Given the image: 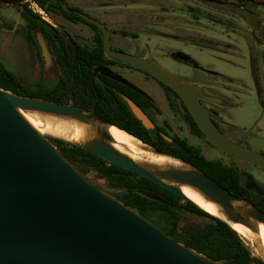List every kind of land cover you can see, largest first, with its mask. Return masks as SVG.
Wrapping results in <instances>:
<instances>
[{"label":"water","instance_id":"obj_1","mask_svg":"<svg viewBox=\"0 0 264 264\" xmlns=\"http://www.w3.org/2000/svg\"><path fill=\"white\" fill-rule=\"evenodd\" d=\"M26 1L31 0H0L6 5ZM245 1L264 5V0ZM64 9L99 26L104 33V50L109 58L144 70L175 90L212 145L233 158L264 169V137L252 135L250 147L233 142L219 130L211 119L210 110L201 102L204 99L226 106L225 98L208 93L199 84L181 80L154 61L114 50L111 31L104 24L67 6ZM35 38L47 71L55 65L53 54L42 32ZM96 72L143 92L111 70L103 68ZM121 97L149 131L157 130L156 124L140 106L124 94ZM20 109L89 119L84 114L86 111L79 108L20 96L0 88V264H223L178 242L119 199L97 188L67 160L49 137L23 117ZM91 115L103 120L95 112ZM108 126L115 125L108 123ZM161 134L173 142V138ZM144 145L157 155L179 160ZM81 146L110 163L161 184L184 199L190 200L179 185L193 187L207 201L219 205L234 223L244 224L254 231L257 223H264V212L259 208L181 160L190 169L151 168L140 164L116 149L107 131ZM106 181L103 179L102 183ZM144 193L170 204L160 195ZM238 202L240 205L236 207Z\"/></svg>","mask_w":264,"mask_h":264},{"label":"rangeland","instance_id":"obj_2","mask_svg":"<svg viewBox=\"0 0 264 264\" xmlns=\"http://www.w3.org/2000/svg\"><path fill=\"white\" fill-rule=\"evenodd\" d=\"M90 1L91 11L88 12L92 14L96 11L143 14L142 25L134 29L139 37L114 36L113 47L154 61L181 80L199 84L208 93L225 98L228 104L217 105L216 109L222 113L224 128L229 129L231 125L236 129L225 131L230 138L236 139L235 133L239 132L242 140L252 135L264 137V5L242 6L237 0H220L219 3L202 0ZM0 16L6 22L0 20V63L32 85L37 78L31 51L24 39L23 18L13 5L0 7ZM148 88L158 93L161 90L158 86ZM164 108L165 116L177 128L173 114L167 106ZM26 113L40 121L41 126L58 117L42 111ZM181 127L184 130L178 128L177 131L188 136L183 123ZM44 135L64 138L49 132ZM247 168L264 186V169L250 165ZM244 239L253 254L264 259L257 246L250 239Z\"/></svg>","mask_w":264,"mask_h":264},{"label":"trees","instance_id":"obj_3","mask_svg":"<svg viewBox=\"0 0 264 264\" xmlns=\"http://www.w3.org/2000/svg\"><path fill=\"white\" fill-rule=\"evenodd\" d=\"M34 1L47 11L51 8L50 1L52 0ZM202 1L219 3L220 0ZM237 2L242 6L254 4L245 0H237ZM3 6H6V4L0 2V7ZM13 6L23 8V15L28 23L30 36L35 33V29L41 28L36 21L39 18L38 15L29 9L27 3L13 4ZM125 34L129 35L130 33L125 32ZM132 35L136 36L135 34ZM33 42L41 62L40 48L35 41ZM56 55L59 57L75 55L97 56L102 63L117 62L106 56L101 32L99 33L96 46L92 49L81 46L56 47ZM193 63L198 66L195 62ZM63 68L65 78H62V82L54 89H50L45 87L42 81L34 85L28 84L21 76L0 63V88L20 96L55 102L65 96L61 90L63 83L65 87L68 84L66 79L69 82L74 80L77 87L79 89L82 88L85 92L84 102L92 105V107L96 106L97 113L106 122L114 124L157 150L172 154L183 162L193 165L213 177L235 195L244 199L248 198L249 200H246L249 202L250 200L254 201V198L250 196V192L244 187L234 169L208 159L200 148L189 144L185 139L176 138L174 143H170L160 135L159 131H149L128 109L115 90L117 88L125 91L124 85L103 75L100 76V81L95 80L91 68L79 70L74 67L70 68L69 65H63ZM253 72L261 91L255 64H253ZM262 101L264 104V99ZM187 113L188 121L195 133L203 135L204 133L199 128L192 114L188 110ZM49 139L80 173L87 177L89 172L94 171L106 179V185L101 187L103 191L113 195L127 207L155 223L178 242L223 264H264L263 258L253 254L244 236L237 232L228 222L209 213L197 203L176 195L147 177L110 163L83 146L70 143L59 137H49ZM146 191L162 196L170 204L148 197L144 193ZM255 203L264 211V202L255 200Z\"/></svg>","mask_w":264,"mask_h":264},{"label":"flooded vegetation","instance_id":"obj_4","mask_svg":"<svg viewBox=\"0 0 264 264\" xmlns=\"http://www.w3.org/2000/svg\"><path fill=\"white\" fill-rule=\"evenodd\" d=\"M24 3H27L29 9L33 13L38 15L39 18H37L36 21L39 23V25L42 28V29L41 28L35 29V33H33L32 36H30L28 33L27 20L25 19L23 15V8L17 7L21 17L23 18L22 30L24 34V39L27 42V46H29L30 48L32 65L35 68L34 75H36V78H37L36 82H34L32 85L37 84L40 81H42L45 87L54 89L58 84L62 82V78H65V75H64L65 71H64L63 65H69L70 68L74 67L75 69H79V70H88L91 68L93 71V77L97 81H100V76H102L103 74L101 72H96V70H100L103 68L107 70H111L115 72L116 74H119L125 77L132 84H134L139 89H141L143 92L136 90L130 85H125L121 83L120 81H117V80H114L108 77L112 79L113 81H116L119 84L125 86L124 88L125 91H121L115 88V90L117 91L120 97H121V94H124L128 96L129 98H131L138 106H140L148 114V116L153 120V122L156 124L157 126L156 131H159L161 136H163L161 133H165L171 138H173V142H170V143H174L176 138L185 139L189 144L200 148L202 153L208 159L220 162L221 164L228 166L231 169H234V171L239 176L240 181H242L244 187L247 189V191L250 192V196L254 198V201L250 200V202L257 208H259L262 212H264L261 209V207L257 205V203H255V200L264 202V186L259 183L256 175L250 169L247 168V166L250 165L254 167L255 169H257L256 167L258 166L227 155L225 152L217 149L214 145H212L208 141L205 134L201 135V134L195 133V130L192 128V126L190 125L188 121L187 110L189 111V109L187 108L181 96L175 90L170 88L168 85H166L164 82H162L161 80H159L152 74L144 70H141L137 67H134L132 65L115 60V59H112V60H115L117 62L111 61V62L102 63L101 60L97 56L85 57L82 55H75V56L59 57L58 55H56V47L61 48L63 46H72V47L81 46V47H86L88 49H92L97 44L100 32L103 35V41H104V33L99 28V26L87 21L86 19H84L83 17L75 13L66 11L64 9L65 6H67L70 10L84 13L87 16L93 19H96L102 24H104L105 27L111 31V41L114 36H119V37L132 36L133 38H138L139 35L136 31H134V29H138L142 25L141 22L144 21L143 14L141 13L128 14V13H122V12H119L117 14H111V13H108L107 11H104V12L96 11L95 13L92 14L88 12V11H91L90 9L91 1L90 0H52L50 1L51 8L48 11L41 7L45 12L44 15L41 16L40 14L36 13L33 9L30 8V1H26ZM24 3H21V4H24ZM0 20L2 22L3 21L5 22V19H3L1 16H0ZM38 32L43 33L49 45V48L51 49L54 62H55L54 67L49 68L47 71L45 70L43 59L41 62L39 61V58L37 55V48L35 47L34 42H33L35 41L37 46L39 47L37 40L35 38V35ZM125 32L130 33V34L126 35ZM132 34H135L136 36H133ZM112 48L114 50L120 51L119 49L114 48L113 45H112ZM67 80L68 79H66V82H68V84H66V87H65L63 83L62 90H61L65 94V96L62 98H59V100L55 102L63 103V104H67V105L79 108L90 114L95 112L98 116H100L96 111V106L92 107V105L88 104L87 102H84L85 100L84 90L82 88L79 89L77 87V84L74 82V80H71V82ZM150 86L160 87L161 89L160 93L149 90L148 87ZM145 88L147 91L145 90ZM123 101L125 102L128 109H130L127 102L124 99ZM201 102L210 110L211 119L213 120V122L219 128L221 132H223L233 142L240 144L242 146H245V147H250L249 145L250 137H247L246 140H242L239 138V134H240L239 132V133H235L236 139H232L226 134L225 132L226 130H229V129L236 130V129L234 128V126H231V125L229 129L224 128L222 120H221L224 118L222 116V113H220L216 109L217 108L216 104H212L204 99H202ZM164 106H167V108L173 114V117L175 120L174 122L178 123L177 128H176V125H174L173 121H170L168 117L165 116L166 109L164 108ZM159 117H164V118L162 120H159ZM102 122L108 126V122H106L104 119L102 120ZM181 123H183L184 126L186 127V130L189 133L188 136H183L180 132L177 131L178 128L181 130H184L181 127ZM49 137H52V136H49ZM62 139L70 143L78 144L66 138H62ZM141 142L144 143L143 141ZM259 152L263 153L262 151H259ZM164 153H167V152H164ZM169 155H172V154H169ZM92 174H94L95 176L97 175V177L96 178L90 177V175ZM87 178L90 181L94 182L95 186L99 189H101V187L106 185L107 183L106 181V183L103 184L102 181L104 178L99 176L94 171L89 172L87 175ZM231 193L234 194L233 192ZM245 199L249 200L248 198H245Z\"/></svg>","mask_w":264,"mask_h":264},{"label":"bare ground","instance_id":"obj_5","mask_svg":"<svg viewBox=\"0 0 264 264\" xmlns=\"http://www.w3.org/2000/svg\"><path fill=\"white\" fill-rule=\"evenodd\" d=\"M26 112L27 110L20 109V113L23 117L41 134L49 132L78 144L85 145L99 138L103 131H107L113 139L114 147L140 164L151 168L156 166L162 169H190L189 166L179 160L151 152L146 145L128 134L126 131L119 129L116 126L109 127L99 118L92 117L90 113H84L89 117L88 120H82L71 116L50 117V119H53V122L49 124L47 123L48 125L46 126H41L42 124L40 121H36ZM179 186L191 201L197 203L209 213L227 220L237 232L246 239H250L254 245H258V250L264 256V223H257L256 231L244 224L234 223L229 220L219 205L207 201L199 191L188 185ZM235 205L237 207L240 204L238 202L235 203Z\"/></svg>","mask_w":264,"mask_h":264},{"label":"built area","instance_id":"obj_6","mask_svg":"<svg viewBox=\"0 0 264 264\" xmlns=\"http://www.w3.org/2000/svg\"><path fill=\"white\" fill-rule=\"evenodd\" d=\"M30 8L33 9L36 13L40 14L41 16H43L45 13L44 10L34 0L30 1Z\"/></svg>","mask_w":264,"mask_h":264}]
</instances>
